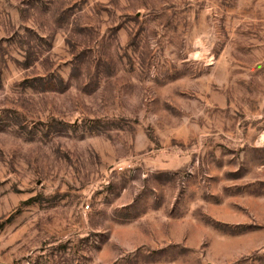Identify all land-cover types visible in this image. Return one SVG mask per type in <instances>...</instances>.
<instances>
[{
  "label": "rangeland",
  "instance_id": "obj_1",
  "mask_svg": "<svg viewBox=\"0 0 264 264\" xmlns=\"http://www.w3.org/2000/svg\"><path fill=\"white\" fill-rule=\"evenodd\" d=\"M262 135L264 0H0V264H264Z\"/></svg>",
  "mask_w": 264,
  "mask_h": 264
},
{
  "label": "bare ground",
  "instance_id": "obj_2",
  "mask_svg": "<svg viewBox=\"0 0 264 264\" xmlns=\"http://www.w3.org/2000/svg\"><path fill=\"white\" fill-rule=\"evenodd\" d=\"M260 139H261L262 142L264 143V135H262V136L260 137Z\"/></svg>",
  "mask_w": 264,
  "mask_h": 264
},
{
  "label": "built area",
  "instance_id": "obj_3",
  "mask_svg": "<svg viewBox=\"0 0 264 264\" xmlns=\"http://www.w3.org/2000/svg\"><path fill=\"white\" fill-rule=\"evenodd\" d=\"M88 207H89V205H88V204H86V205H85V208L87 209Z\"/></svg>",
  "mask_w": 264,
  "mask_h": 264
}]
</instances>
